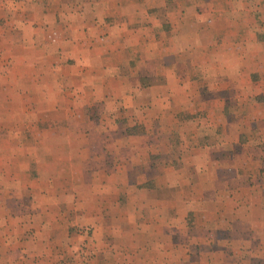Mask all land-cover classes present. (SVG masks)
Listing matches in <instances>:
<instances>
[{"label":"rangeland","instance_id":"obj_1","mask_svg":"<svg viewBox=\"0 0 264 264\" xmlns=\"http://www.w3.org/2000/svg\"><path fill=\"white\" fill-rule=\"evenodd\" d=\"M61 2L0 45V264H264V0Z\"/></svg>","mask_w":264,"mask_h":264},{"label":"crops","instance_id":"obj_2","mask_svg":"<svg viewBox=\"0 0 264 264\" xmlns=\"http://www.w3.org/2000/svg\"><path fill=\"white\" fill-rule=\"evenodd\" d=\"M63 0H2L1 2H5V3H12L13 5H15V9L17 10L18 8V4H25L27 3V7L25 8L26 11V15H28L30 21L31 26L27 25L26 27L21 26V28H17V30H15L14 26L15 23L18 20H21L19 17H17V14H22L24 12H20V11H16L13 10L12 13L15 14L14 20L11 23V15L8 17L10 20V23L7 24L6 21H4L2 23V27H0V45H4L7 42H11L12 44V40L14 39V36L17 34H21L22 36L26 35V36H33V35H37V36H41L44 37L50 33H58L59 37L63 38V34L69 33V36L73 35L76 33V28L74 27L75 22H79L82 23L83 21L81 19H79L78 17H76L75 15H73L72 18H70L71 14L69 13H65L64 10L65 8H68V5H65V3L61 2ZM40 4V5H39ZM72 10V9H71ZM17 13V14H16ZM4 16V13L1 14V17ZM14 24V26H13ZM47 24V26H46ZM10 25V26H9ZM8 26V27H7ZM67 26V27H65ZM16 27V26H15ZM240 28V27H238ZM243 28V27H241ZM21 32H19V31ZM69 30V31H68ZM55 41V42H54ZM53 42V48L54 51H61L63 49L62 44H66L65 43H60L58 42V40L54 39ZM69 45L72 44V41L67 40ZM29 44H27L26 49L31 51V46H28ZM2 47V46H1ZM60 48V49H59ZM62 48V49H61ZM18 50V48L16 49V51ZM10 51V50H9ZM4 53H9L8 50L7 52ZM10 54V53H9ZM21 58L25 61V65L27 68H32L34 67V61L32 59H29L27 56H21ZM45 62H42V64H44ZM57 68H58V63H56ZM63 67V65H60L61 69ZM33 74L29 73L26 75V80L27 81H33L32 77ZM63 78H68V76H64Z\"/></svg>","mask_w":264,"mask_h":264}]
</instances>
